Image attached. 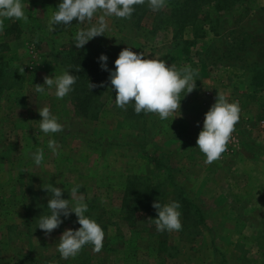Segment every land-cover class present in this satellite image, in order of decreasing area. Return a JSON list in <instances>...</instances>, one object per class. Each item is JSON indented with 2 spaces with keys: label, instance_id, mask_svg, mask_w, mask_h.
<instances>
[{
  "label": "rangeland",
  "instance_id": "374dc122",
  "mask_svg": "<svg viewBox=\"0 0 264 264\" xmlns=\"http://www.w3.org/2000/svg\"><path fill=\"white\" fill-rule=\"evenodd\" d=\"M22 2H28L27 21L4 19L0 32L4 74L0 80V264H264V85H247L253 67H264V0H242L213 13L218 31H208L187 55L177 48L170 28L154 35L119 31L114 18H106L108 31L87 45L91 41L114 44L124 37L119 45H127L128 40L129 48L145 53L146 58L198 70L196 88L181 93L180 115L163 121L156 114L116 119L113 112L125 114V109L118 111L110 83L94 119L77 113L71 93L57 99L54 88L46 85V95L35 92L34 84H43L46 75L55 78L65 71L64 58L56 50L65 48L63 43L74 39L78 29L90 25L74 20L50 32L49 17L60 0ZM8 27L16 37L5 32ZM217 93L229 102L238 101L241 109L235 126L240 144L227 156L244 151L253 163L259 162L251 168L250 206L238 208V214L228 212V205L241 201L232 203L222 190L215 191L226 179L222 164L217 160L194 168L198 164L190 158L205 159L196 139ZM43 106L50 108L64 131H40L38 110ZM50 139L57 141L59 155L48 147ZM37 149L44 150L39 166L30 155ZM188 162L190 169L185 167ZM128 176L154 186L151 195L162 205L178 201L182 230L151 234L157 231L155 225L143 228V221L136 220L133 227H139V232L132 233L123 219L130 209L122 205ZM73 182L82 185L79 192L88 207L96 204L102 210V219L108 222L105 236H117V240L98 253L86 245L75 258L63 259L57 250L58 239L65 229L80 227L75 214L62 216V223L49 236L36 226L39 216L50 215L51 193L42 186L60 187L62 198L71 199L68 192ZM187 198L199 207L202 219L194 209L184 210ZM135 234L137 243L132 245L130 238ZM157 237L174 246L171 256L158 257L151 250L156 249Z\"/></svg>",
  "mask_w": 264,
  "mask_h": 264
},
{
  "label": "clouds",
  "instance_id": "9594fccd",
  "mask_svg": "<svg viewBox=\"0 0 264 264\" xmlns=\"http://www.w3.org/2000/svg\"><path fill=\"white\" fill-rule=\"evenodd\" d=\"M27 3L22 0H0V32L4 28V19L27 21ZM145 3L154 12L167 7V0H60L57 10L49 17L48 30L54 32L55 26L69 25L74 20L79 24L88 22L89 27L80 28L75 33V47L80 49L91 39L105 35L108 31L107 17L130 19L135 10L134 6ZM94 18L96 22L92 23ZM107 59L104 54L99 56L101 68L109 71L110 84L115 90L114 102L120 109L126 110L132 104L136 114H156L162 121L169 117L172 120L180 115L181 93L185 95L196 88L198 70L190 65L177 68L174 64L167 65L160 58H146L145 53L134 52L128 47L123 48L115 59V70L107 68ZM21 71L23 72V68ZM76 80L77 77L66 70L55 78L46 75L43 84H34L35 92L46 95V85L47 89L54 88L57 99H63L73 90ZM88 87L91 90L97 85L89 82ZM38 112L41 117L40 131L45 134L64 131V125L58 122L48 106H43ZM240 112L238 101L229 102L224 94L217 93L215 102L204 114L203 127L196 139V146L204 154L206 165L219 160L227 150L235 126L240 120ZM48 147L54 154L59 155L56 140L50 139ZM30 155L37 166L43 163V149H37ZM42 187L47 193H51L47 202L50 215L39 216L36 227L45 236H49L62 223L61 217L67 218L71 213L75 214L80 225L75 230L65 229L59 236L57 250L61 258H75L86 245H92L94 252H100L105 233L94 219L85 215L88 204L79 192L82 185L73 182L68 192L71 199L62 198L64 190L60 187L50 183ZM152 207L157 212L156 218H153L157 231L182 230L181 205L178 201L163 205L154 201Z\"/></svg>",
  "mask_w": 264,
  "mask_h": 264
},
{
  "label": "trees",
  "instance_id": "16d2710c",
  "mask_svg": "<svg viewBox=\"0 0 264 264\" xmlns=\"http://www.w3.org/2000/svg\"><path fill=\"white\" fill-rule=\"evenodd\" d=\"M242 0H167V7L154 12L148 4L134 6L135 10L130 19L117 18L113 16L115 26L119 31L128 29L132 33L140 32L141 30L149 33L156 34L161 29L170 28L172 32V40L177 43L179 51L184 55H187L193 48L198 46L202 40V37L208 31L217 32L218 19L213 16V13L227 9L233 6L235 3ZM147 19V21H145ZM145 21V22H144ZM6 33L11 34V28L5 29ZM16 35L11 34V38ZM123 38L117 39L115 43L106 44V42L91 41L87 43L83 48L75 47V40L69 39L63 43L65 48L57 49V53L60 54L62 59L63 68L66 71L77 77L76 83L73 85L71 93L72 102L75 104L77 113L81 116L89 119L98 117L100 108L104 105V101L101 99L103 91L106 89L109 80V71L103 70L100 66L99 56L104 54L108 57L107 68L109 70H115L114 61L117 58L119 52L125 48H129L128 40L127 45L121 46ZM148 38V37H146ZM130 39V38H129ZM66 43V44H65ZM91 47V49H90ZM194 50V49H193ZM80 68V71L77 69ZM2 68H0V80L3 78ZM93 83L97 87L91 90L88 84ZM247 85L254 87H263L264 85V67H253L251 78L248 79ZM118 111H122L118 108ZM123 115L135 116L145 118L149 114L134 112V106L129 104L124 110ZM133 176H128L127 182L124 186V193L122 195V205L129 207L130 211L124 215V220L132 227V233L139 232V227H133L136 220L143 221L145 228L146 225L154 227L153 218H156L157 212L152 207L154 201H162L156 196L151 195L154 186H149L146 183H140L136 181ZM91 204L88 207V211L85 215L94 219L104 230L106 231L107 221L102 219V210L97 209V205ZM184 210L194 209L195 213H198L197 218L202 219V214L199 212V207L194 201L187 198ZM187 208V209H186ZM97 211V212H96ZM138 215H136L137 213ZM187 214V213H186ZM126 218V219H125ZM162 233L159 231L151 232V234ZM159 236V235H158ZM117 237V236H116ZM116 237H104L103 246L108 248L114 244ZM134 236L132 239V245L137 243ZM156 249L151 248L155 255L163 257L171 256V249L174 247L172 244L163 237H157ZM152 241H155L153 239ZM124 241L121 242V244ZM110 245V246H109ZM134 253V251H133ZM135 254V253H134Z\"/></svg>",
  "mask_w": 264,
  "mask_h": 264
},
{
  "label": "crops",
  "instance_id": "0c3cea01",
  "mask_svg": "<svg viewBox=\"0 0 264 264\" xmlns=\"http://www.w3.org/2000/svg\"><path fill=\"white\" fill-rule=\"evenodd\" d=\"M113 116L116 119H122L124 116L129 118L130 117L136 118L135 116L133 117V116H126L123 114H118L117 111L113 112ZM163 147H166L165 144L163 145ZM246 155L247 154L244 151H241L227 156L226 160L222 162L219 160L217 161L219 164H222V169H225L226 179L222 186L215 187V191L218 192L219 190H222L224 195L226 194L225 199L230 200L232 203L235 202L239 203L241 201L239 205H234V204L228 205V208L230 209H228L227 211L232 214H238V208L245 209L250 206L249 200L251 197H248L247 189H248V184L250 182L253 183V181L250 179L251 177L250 175L252 174L251 168L254 170L256 168V165L253 164H257L259 162L256 161L253 163V161L249 159V157H246ZM190 158L193 159L196 162V164H198V166H195L194 168L208 166L204 163L205 159H201L196 155L195 157H190ZM191 165L192 164L188 162L185 167L190 169ZM201 183L204 184V181L201 180Z\"/></svg>",
  "mask_w": 264,
  "mask_h": 264
},
{
  "label": "built area",
  "instance_id": "2783aa9c",
  "mask_svg": "<svg viewBox=\"0 0 264 264\" xmlns=\"http://www.w3.org/2000/svg\"><path fill=\"white\" fill-rule=\"evenodd\" d=\"M240 144V136L237 131H234L231 137V140L227 146V150L222 154V157L227 156L228 154L234 152Z\"/></svg>",
  "mask_w": 264,
  "mask_h": 264
}]
</instances>
